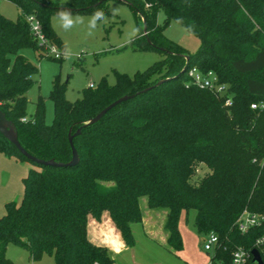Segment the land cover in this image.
<instances>
[{
    "label": "trees",
    "instance_id": "trees-1",
    "mask_svg": "<svg viewBox=\"0 0 264 264\" xmlns=\"http://www.w3.org/2000/svg\"><path fill=\"white\" fill-rule=\"evenodd\" d=\"M11 1L24 15L33 14L47 43L61 50L49 14L99 11L106 0H72L63 7ZM120 1L145 27L133 37L135 48L164 56L132 76L115 72L114 84L101 78L74 101L65 99L64 84L54 79L50 124L44 122L40 96L26 116L27 91L38 68L19 52L29 46L47 57L45 45L32 35L25 16L11 20L0 14V111L26 153L59 163L23 155L0 133L1 153L33 164L22 178L20 202L7 201L0 216V264H12L8 244L25 248L34 261L48 255L53 264H111L107 249L87 237L88 217L98 219L103 211L130 246L131 224L141 221L145 210H164L167 242L179 250L178 222L192 209L197 234L218 236L210 258L224 264L237 247L251 252L264 233V217L245 232L236 225L245 209L264 215V0ZM159 12L163 26L157 23ZM170 20L197 35L194 52L164 36ZM191 67L213 71L226 85L223 94L191 83ZM122 95L132 96L85 124ZM69 136L78 157L74 164H67ZM251 259L246 264H253Z\"/></svg>",
    "mask_w": 264,
    "mask_h": 264
},
{
    "label": "rangeland",
    "instance_id": "rangeland-1",
    "mask_svg": "<svg viewBox=\"0 0 264 264\" xmlns=\"http://www.w3.org/2000/svg\"><path fill=\"white\" fill-rule=\"evenodd\" d=\"M43 3L63 7L72 4V0H44ZM0 14L11 20H15L18 16H26L11 0H0ZM49 22L62 43L61 50L54 46L60 52L59 58H54L46 46L43 53L47 57H39L29 46L19 49V52L35 63L38 68V73L34 75L35 80L27 91L29 102L26 106V116L34 112V102L40 96L44 105L46 124H50L54 118L53 102L49 96L54 79L64 84L65 99L74 101L81 96L82 89L90 83L96 85L101 78H104L108 84H114L115 72L132 76L164 56L156 49L135 48L133 37L143 27L142 20L136 18L131 8L120 0H106L99 11H54L49 14ZM157 23L161 26L164 24L162 12L157 14ZM162 32L166 38L179 44L188 52H194L200 44L197 35L186 31L174 20L164 25ZM0 155L4 157V160L0 161V185L4 184L3 177L8 175L5 185L9 191L8 194L13 196L6 201L0 200L1 216L5 212L4 206L7 201L20 202L23 195L22 178L33 164L29 160L6 156L1 152ZM0 197L3 198V194L0 193ZM157 214L155 212L153 224L159 222ZM193 218L194 210L190 209L186 214H181L178 222L183 249L187 251H184L186 255L192 247H197L205 253L202 245L204 237L195 231ZM6 255L12 264H53L52 257L48 255H43L39 260H31L25 248L13 244L7 245ZM169 257H172L174 261H180L170 256L165 250H162L161 254H154L152 260L157 261L154 264H170Z\"/></svg>",
    "mask_w": 264,
    "mask_h": 264
},
{
    "label": "crops",
    "instance_id": "crops-1",
    "mask_svg": "<svg viewBox=\"0 0 264 264\" xmlns=\"http://www.w3.org/2000/svg\"><path fill=\"white\" fill-rule=\"evenodd\" d=\"M3 158L0 155V161H3ZM7 178L8 175H5L3 177L4 184L0 185V193L3 194V198L0 197L2 201L13 197L8 194L9 191L5 185ZM155 212L159 216L157 224L152 223L153 218L156 217ZM165 216L166 212L164 210H145L141 221L134 222L132 223L133 225L131 224V227L135 226V228H131L134 243L129 246L125 244L107 211H103L98 219L93 216L88 217L86 226L87 237L93 244L107 249L108 254L112 258L111 264H154L157 261L152 260L153 255L156 253L161 254L162 250L180 260L174 261L172 257H169L171 259L170 264H210V253L206 250L203 253L197 247H192L189 250V254L186 255L183 243L182 248L179 250L174 249L168 244V233L163 227ZM135 223L137 225H134ZM201 236L204 237L203 235Z\"/></svg>",
    "mask_w": 264,
    "mask_h": 264
},
{
    "label": "built area",
    "instance_id": "built-area-1",
    "mask_svg": "<svg viewBox=\"0 0 264 264\" xmlns=\"http://www.w3.org/2000/svg\"><path fill=\"white\" fill-rule=\"evenodd\" d=\"M26 20L28 21L30 31L32 35L40 42L43 43L49 49V53L52 54L55 58L60 57V52H58L54 45L48 44L42 31L38 20L33 15H26ZM188 76L190 77V82L194 85L201 87V88H208L217 93V95L223 94L226 89V85L218 81L217 75L213 71H206L202 72L198 70L196 67H191L188 69ZM89 85H92L90 83ZM226 104L230 103V99L227 98L225 100ZM251 108H256L257 106H262V104L251 103ZM25 120V118H22ZM264 162V157L262 161ZM264 215L260 213L250 212L248 210H243L240 216L237 218L236 225L240 232H245L250 226L257 225L261 222ZM219 239L218 236L213 233L209 232L208 234L204 235L202 240L203 249L206 251H210L211 255H214V249L218 245ZM254 248L258 251H262L264 253V233L258 236L254 241ZM260 253V252H259ZM252 258L251 252L244 250L241 247H237L232 250L231 252V262L230 264H246L249 258ZM210 264H224L223 261L217 259L210 258ZM256 264V263H253Z\"/></svg>",
    "mask_w": 264,
    "mask_h": 264
},
{
    "label": "water",
    "instance_id": "water-1",
    "mask_svg": "<svg viewBox=\"0 0 264 264\" xmlns=\"http://www.w3.org/2000/svg\"><path fill=\"white\" fill-rule=\"evenodd\" d=\"M143 30H145V27L143 25ZM186 60L188 59L187 56L185 57ZM162 81V80H161ZM161 81H158L157 83H160ZM132 95H122L119 98H117L116 100H114L113 102L109 103L107 106H105L103 109H101L98 113H96L93 117H91L85 124H90L93 123L95 121H97L109 108H111L112 106H114L115 104L126 100L128 98H130ZM0 133L10 142L12 143L20 153H22L23 155L37 161L40 163H44V164H59V163H55L52 160H40L37 159L33 156H30L28 153H26V151L21 147V145L19 144L17 137H16V132H15V128L13 123L6 119L4 114L0 111ZM68 141L69 144L71 146L72 149V156L70 161L67 164H74L77 162L78 157H77V153L73 147L72 144V137L69 136L68 137ZM251 255H252V259L251 262L252 263H256V264H264V261L259 253V251L256 248L251 249Z\"/></svg>",
    "mask_w": 264,
    "mask_h": 264
}]
</instances>
